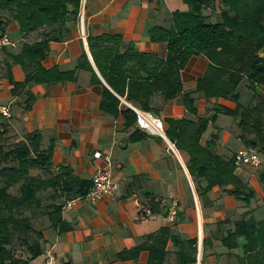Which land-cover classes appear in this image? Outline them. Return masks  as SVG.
I'll return each instance as SVG.
<instances>
[{"label": "trees", "instance_id": "obj_1", "mask_svg": "<svg viewBox=\"0 0 264 264\" xmlns=\"http://www.w3.org/2000/svg\"><path fill=\"white\" fill-rule=\"evenodd\" d=\"M189 11H175L169 25L149 30L151 41L168 44L169 54L162 60L154 54L138 51L134 44L125 47L123 35L89 36V47L96 65L108 86L94 70L84 53L73 71L60 68L47 70L43 61L52 42H63L81 27L84 0H0V38L8 33L13 22L23 37L42 30L44 39L5 47L7 74L0 69V81L9 76L15 97L25 96V111L32 110L37 97L31 85L52 86L77 82L78 70L92 72V83L102 85L100 110L103 114L124 118L127 130L138 122V113L129 103L151 112L152 98L161 94L165 102L182 97L191 114H197L196 99L185 93L182 72L194 56H205L209 67L199 80L196 93L207 100L225 99L237 104L235 110L219 107L210 117L197 121L169 119L167 136L190 157L188 169L204 211L214 207L211 193L219 187L237 201L250 205L257 191L237 174L236 159H225L216 152L218 135L206 145L202 137L216 116L224 113L237 120L240 139L246 147L257 148L264 155V0H184ZM210 11L211 14L206 15ZM216 17L217 21L214 20ZM18 49V50H17ZM19 65L24 82L12 78L11 68ZM247 83L251 94L248 105L242 103L241 87ZM6 119V118H4ZM0 121V264H34L46 252L45 230L52 227L61 235L71 227L65 222L63 209L67 202L83 199L93 188L92 180H83L70 166L55 173L53 155L55 142L43 147V135L35 132L22 141L8 144ZM149 134L141 129L129 137V143L146 140ZM241 168V167H240ZM39 169L41 176H32ZM264 187V171L259 175ZM150 208L162 212L161 204L150 202ZM165 217L169 211L164 212ZM223 245L230 250L229 264H264V219L248 212L238 221L217 224ZM222 231V235L219 232ZM240 239L244 242L240 243ZM172 240L178 249V264H197L199 240H181L170 228H162L147 242L119 255L121 260L139 258L150 251L148 264H166ZM214 247L213 237L204 240V261Z\"/></svg>", "mask_w": 264, "mask_h": 264}, {"label": "crops", "instance_id": "obj_2", "mask_svg": "<svg viewBox=\"0 0 264 264\" xmlns=\"http://www.w3.org/2000/svg\"><path fill=\"white\" fill-rule=\"evenodd\" d=\"M175 11L187 12L189 6L184 0H86L81 27L70 39L50 44L43 66L47 70L73 71L86 53L98 76L108 86L91 53L89 36L120 34L124 37L125 47L134 44L138 51L166 60L168 44L151 41L148 33L154 26L169 25L170 16ZM209 14L210 11L206 12ZM214 20L217 21L216 17ZM8 34L19 45L44 39L42 30L23 37L17 22L9 26ZM261 56L264 58V49ZM8 62L5 53L0 51L3 75L7 74ZM208 67L205 56H194L182 72L184 92L193 94L198 113L191 114L182 97L165 102L163 96L157 94L152 98V111L148 113L164 122L166 138L141 130L149 137L137 143H129V137L135 129H140L138 125L127 130L122 116L113 117L101 112L104 88L92 83L93 75L88 70H78L77 82L31 85L29 90L37 100L30 111L24 109L25 96H13L10 77L5 76L0 81V100L12 107V117L1 122L3 137L8 144L22 141L27 135L39 131L43 135L44 148L51 140L55 142L52 170L57 173L61 167L70 166L83 180H92L101 164L95 159V153L110 155L113 161L117 186L114 194L96 203L87 198L67 202L63 216L71 230L60 235L54 228L47 227L46 252L34 264H42L49 254L53 255L56 264H148V249L143 250L137 259L121 260L119 255L145 244L149 236L167 227L181 240H199L197 264L230 263V250L214 236L218 234L219 222L238 221L243 217L231 218L239 201L216 187L210 195L214 207L204 211L188 169L190 157L178 150L167 136L169 119L197 121L214 115L219 107L237 108L232 101L207 100L196 93L198 82ZM10 72L14 81L22 83L26 80L19 65L12 66ZM244 84L247 87V83ZM246 89L241 90L244 105L251 100ZM122 101L134 110L143 111L125 98ZM214 135L219 137L216 152L225 159L234 158L245 147L237 120L224 113L218 114L215 122L210 123L202 144L206 145ZM237 174L246 177L250 169L239 167ZM31 175L41 176L42 171L34 169ZM153 200L161 204L162 212L156 213L150 208ZM175 201L179 205L177 222L170 223L164 212L169 211ZM258 211L260 209L254 216ZM219 234L222 235V231ZM212 237L214 247L209 249L204 261V240ZM240 241L244 242L243 239ZM167 250L170 255L166 264H178V249L172 240L168 242Z\"/></svg>", "mask_w": 264, "mask_h": 264}, {"label": "built area", "instance_id": "obj_3", "mask_svg": "<svg viewBox=\"0 0 264 264\" xmlns=\"http://www.w3.org/2000/svg\"><path fill=\"white\" fill-rule=\"evenodd\" d=\"M84 0V4H85ZM19 45L7 33L0 38V51L5 47L16 48ZM138 113V127L149 134L166 138L165 124L161 119L154 117L152 114L135 109ZM12 117L11 105L4 104L0 100V121L3 118ZM95 159L99 164L95 175L93 176V188L87 195V199L92 203L100 201L103 197L113 195L117 189L113 175V161L110 155H104L101 152L95 153ZM236 163L239 167L258 170L264 166V155L257 148L243 147L235 155ZM178 216V202L175 201L167 219L170 223H175ZM42 264H56L55 258L49 254Z\"/></svg>", "mask_w": 264, "mask_h": 264}, {"label": "rangeland", "instance_id": "obj_4", "mask_svg": "<svg viewBox=\"0 0 264 264\" xmlns=\"http://www.w3.org/2000/svg\"><path fill=\"white\" fill-rule=\"evenodd\" d=\"M242 86L243 87H241V90L247 88L245 84ZM249 103L250 101L246 105H248ZM263 171H264V166L258 170L250 169V174L247 175L246 177L245 176L243 177L250 184L251 187L256 189L257 196L255 197V199L252 201L250 205L242 203V202H238L237 207L234 209L233 212H231V218H234V219L241 218L244 214L248 212H252V214L254 215L255 211L260 209V211H258L255 214V217L258 220L264 219V187L259 183V175ZM243 211H246V212L243 215H241Z\"/></svg>", "mask_w": 264, "mask_h": 264}]
</instances>
